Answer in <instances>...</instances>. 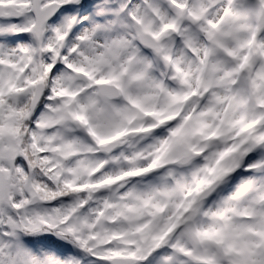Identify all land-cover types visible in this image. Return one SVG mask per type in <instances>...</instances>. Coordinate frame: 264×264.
I'll return each instance as SVG.
<instances>
[{
    "label": "clouds",
    "instance_id": "1",
    "mask_svg": "<svg viewBox=\"0 0 264 264\" xmlns=\"http://www.w3.org/2000/svg\"><path fill=\"white\" fill-rule=\"evenodd\" d=\"M0 264H264V0H0Z\"/></svg>",
    "mask_w": 264,
    "mask_h": 264
}]
</instances>
